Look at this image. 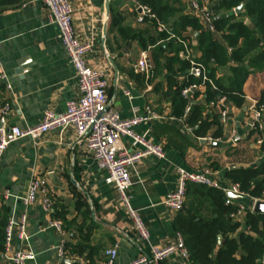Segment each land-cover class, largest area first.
I'll list each match as a JSON object with an SVG mask.
<instances>
[{
  "label": "crops",
  "instance_id": "obj_1",
  "mask_svg": "<svg viewBox=\"0 0 264 264\" xmlns=\"http://www.w3.org/2000/svg\"><path fill=\"white\" fill-rule=\"evenodd\" d=\"M136 1L108 0V12L106 0H70V5L76 37L91 44L86 63L106 79L109 106L122 118L142 114L146 108L156 114L149 121L137 124L134 131L145 133L150 141L162 144L165 157L140 158L130 170L132 185L127 191L131 206L149 230L148 241L140 240L115 187L105 182V172L98 169L85 143L76 139L74 127L68 125L34 138L21 137L9 144L0 157V212L6 210L8 216L26 212L29 241L23 245L14 237L12 248L23 245L30 249L34 258L28 264H60L57 245L62 240L75 243L78 237L70 232L79 234V227L88 234L92 250L88 259L69 254L66 258L72 261L103 264L104 251L114 245L117 247L116 264H128L149 255L151 247L166 245L177 231L175 222L179 212L162 204L164 196L178 186L177 167L187 171L209 169L214 178L229 180L225 171L231 167H253L264 160V132L263 143L256 144L258 135L251 128L249 109V98L258 100L264 89V69L247 76L242 85L241 106L227 98L222 101L221 106L228 114L225 122L220 120L221 134L213 138L217 125L212 124L206 136L196 137L192 127L184 121L188 115L185 108L182 117L172 113L167 93L169 73L165 69L155 76L152 73L150 51L153 45L143 43L150 35L160 32L151 27L150 21L137 23ZM169 1L179 2V6H183L182 14H188L187 0ZM0 3V63L11 85L7 88L5 82H0V106L5 102L10 106L6 115L8 125L27 128L37 125L45 110L63 112L66 102L78 95V78L58 38L57 27L48 22L47 10L39 0H0ZM165 27L167 30V24ZM137 31L143 34L147 31V37L144 39L143 34L139 39L134 37ZM224 31L217 30L213 35L223 42L221 33ZM197 34L192 28L180 33L194 56L200 55ZM142 50L148 51L152 64L148 74L136 69ZM171 54L164 50V56ZM179 56L182 58L181 52ZM20 66L23 71L17 72ZM173 67L177 69L178 64ZM171 75L175 85L185 77L180 71ZM229 76L227 67L215 71L216 78L225 80ZM194 90L200 94L194 97L191 90V103L205 104L204 86L199 85ZM206 105L208 110L211 108L219 114V106H211L209 102ZM124 142L128 144L129 139L124 138ZM32 179L41 182L42 191L25 208L19 197L26 193ZM6 190L10 193L7 198ZM229 198L232 205L239 203L246 207L242 214L232 218L239 224L237 230H246V212L250 210L251 199L247 196ZM46 200L50 203L49 209L44 207ZM54 219L61 221L63 235L49 225ZM0 264H5L3 251H0ZM156 264L193 263L188 257L174 253Z\"/></svg>",
  "mask_w": 264,
  "mask_h": 264
},
{
  "label": "trees",
  "instance_id": "obj_2",
  "mask_svg": "<svg viewBox=\"0 0 264 264\" xmlns=\"http://www.w3.org/2000/svg\"><path fill=\"white\" fill-rule=\"evenodd\" d=\"M138 1L149 6L155 13L156 19L150 20L151 27L156 28L157 20L167 24L168 29L161 31L159 35L147 37V31L144 34L143 31H137L133 36L139 39L143 34L144 39L147 37L143 44L153 45L150 51L153 75L161 73L162 69L169 73L167 93L170 94L173 115L182 117L188 99L181 94V90L193 84L204 86L206 103L216 102L220 96H225L241 106L244 100L242 85L247 76L252 71L264 69V0H210L211 10L220 14H216V17L214 15V25L218 31L225 30L221 33L224 43L217 40L213 33L200 30L197 18L189 13L182 14L183 6H179V2L172 4L169 0ZM242 3L244 10L235 15L233 8ZM186 28L198 32L195 38L200 55L192 57L195 62L205 66L210 82L192 75L189 71V60L179 56L184 50L185 41L180 33ZM170 32L177 38H168ZM160 39H163L162 42L157 43ZM164 50L170 51L171 56H164ZM174 64H178L177 69L173 67ZM224 67L228 68L230 76L225 80L216 78L215 71ZM176 71L185 75L179 85L174 84L171 75ZM194 89L191 88L192 95L196 97L200 92ZM206 103L193 101L184 121L192 127L196 137L206 136L210 126L217 125L212 134L215 138L221 134L219 114L211 108L208 110ZM257 104L260 107L264 105V89ZM206 111L210 114L206 115ZM225 176L231 182L238 183L240 190L250 199L260 198L264 193V160L257 166L228 169ZM228 199L227 194L220 189L191 182L186 184L184 205L175 225L184 238L188 258L193 264H264V213L247 210L246 230H237L239 224L232 221L231 217L237 207L228 202ZM55 216H58L57 213ZM7 219L6 210L0 212V251L4 249ZM68 225L69 222L66 227ZM77 231L79 234H70L74 237L77 235L78 240L75 243H65L64 248L70 255L88 259L92 250L88 242L89 236L81 227ZM218 234L221 235L220 243ZM70 264L83 263L73 260Z\"/></svg>",
  "mask_w": 264,
  "mask_h": 264
},
{
  "label": "built area",
  "instance_id": "obj_3",
  "mask_svg": "<svg viewBox=\"0 0 264 264\" xmlns=\"http://www.w3.org/2000/svg\"><path fill=\"white\" fill-rule=\"evenodd\" d=\"M47 10V20L54 24L58 30V38L60 39L68 60L73 66L78 78V95L66 102L63 112L56 113L52 110H45L42 114L41 121L35 126L20 128L16 125H8L6 115L9 111L7 102L0 106V157L9 144L15 142L21 137L31 136L37 137L47 131L57 128H64L68 125L74 127L76 139L83 141L92 154L98 169L105 172L104 180L108 184H112L126 208L131 220L133 228L140 238L146 242L149 238V230L144 221L140 217L136 209H134L127 194L128 189L132 185L131 168L143 156L153 155L157 158H164L165 151L163 145L150 141L145 133L139 134L134 131V127L140 122L149 121L156 117V114L149 108H146L142 114H133L128 118H122L116 109L109 106L106 96V79L100 71L90 67L86 63V55L91 50V44L80 41L73 29L72 9L70 0H39ZM210 0H187L186 8L189 14L197 18L201 30L210 33H216L214 25V13L210 7ZM137 10L136 21L139 24H145L146 21L156 19L155 13L151 8L139 1L135 2ZM156 29L158 32L166 30L165 25L157 20ZM170 37L173 35L170 34ZM184 50L181 51L183 58L189 60V71L196 78L202 81L210 80L207 78L205 66L193 60L191 51L186 42H183ZM136 69L140 73L148 74L151 71V64L148 60V51L142 50L136 62ZM5 82L7 88L11 85L7 81V75L0 63V82ZM196 85L184 87L181 94L188 99L185 112H189L191 108L190 93L191 88ZM126 94H128L126 92ZM225 96H220L216 102L211 101V106H219V114L221 122H225L227 110L221 106ZM249 109L251 111V128L257 131L258 137L256 144L263 143L264 132V115L262 107L258 106L257 100L249 98ZM124 138L129 139V143L124 142ZM133 148V151H130ZM178 186L175 190L168 192L162 204L172 211L179 212L182 210L185 201V188L188 182L202 184L208 187L220 189L223 192L231 193L239 197L247 196L240 190L239 184L230 180L214 178L209 169L198 171H187L184 168L177 167ZM39 191H42V184L38 179H32L29 183L26 193L19 197L21 204L27 208L36 198ZM4 196L7 198L10 193L6 190ZM264 201V194L260 198H253L250 202V210L257 201ZM230 202V198L228 199ZM50 203L45 201L44 207L49 209ZM236 211L231 217L242 214L246 207L243 204H236ZM49 225L57 230L61 235L64 234L61 221L51 220ZM27 215L23 211L18 215L11 213L8 216L5 226V238L3 254L5 264H28L34 258V253L23 245L27 244L30 234L27 232ZM16 237L22 245L17 249L12 248V242ZM65 241L62 240L57 245V255L60 259L66 258L69 253L64 248ZM178 253L184 257H188V249L185 245L182 234L175 232L172 240L161 247H151L150 254L141 256L140 258L128 264H156L171 254ZM105 260L103 264H116L117 255L116 245L107 248L104 251Z\"/></svg>",
  "mask_w": 264,
  "mask_h": 264
},
{
  "label": "water",
  "instance_id": "obj_4",
  "mask_svg": "<svg viewBox=\"0 0 264 264\" xmlns=\"http://www.w3.org/2000/svg\"><path fill=\"white\" fill-rule=\"evenodd\" d=\"M105 7H106V12H108L109 11V2H108V0H106V2H105ZM243 8H244V4L243 3L240 4L239 6L235 7L234 10H233L234 14H236V15L239 14L242 11ZM16 71L17 72H22L23 71L22 66L18 67ZM261 107L264 110V105H262ZM201 141H204V139H201ZM235 168L236 167H231L230 169H235ZM226 194H227L228 197H236L237 196V195L231 194L229 192H227ZM252 210L254 212L264 213V201L257 200L253 204ZM217 238H218V243H220L221 235L218 234ZM60 262L64 263V264H70L72 262V260H70L69 258H62L60 260Z\"/></svg>",
  "mask_w": 264,
  "mask_h": 264
},
{
  "label": "rangeland",
  "instance_id": "obj_5",
  "mask_svg": "<svg viewBox=\"0 0 264 264\" xmlns=\"http://www.w3.org/2000/svg\"><path fill=\"white\" fill-rule=\"evenodd\" d=\"M213 13H214V14H217L215 11H213ZM254 132H255L257 135H258V133H259V132H257V131H254Z\"/></svg>",
  "mask_w": 264,
  "mask_h": 264
}]
</instances>
